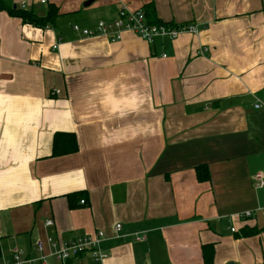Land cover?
I'll return each instance as SVG.
<instances>
[{"label":"crops","instance_id":"1","mask_svg":"<svg viewBox=\"0 0 264 264\" xmlns=\"http://www.w3.org/2000/svg\"><path fill=\"white\" fill-rule=\"evenodd\" d=\"M3 2L42 25L0 8V264L15 248L48 255L51 241L95 230L108 238L102 264H203L207 243L213 264H264V186L253 177L264 176V0ZM49 3L54 26L42 19ZM150 3L198 33L147 42L72 29ZM56 132L73 133L77 150L52 155ZM115 223L129 235L110 238ZM244 227L260 230L238 235ZM68 262L95 264L90 252Z\"/></svg>","mask_w":264,"mask_h":264},{"label":"built area","instance_id":"2","mask_svg":"<svg viewBox=\"0 0 264 264\" xmlns=\"http://www.w3.org/2000/svg\"><path fill=\"white\" fill-rule=\"evenodd\" d=\"M40 2L45 3L46 0H40ZM72 29L82 36L102 34L109 36L111 40H118L120 39L121 33L123 31H129L147 42H152L157 38H166L172 40L183 33H198V28L194 24L183 23L175 26H168L165 24L149 23L143 10H129L124 7L119 9L116 18H114L112 21L98 20L94 28L81 27L77 24H74ZM162 56H165V54H162ZM260 106L261 103L254 104L255 108ZM253 177L256 186H264V176L261 173L257 172ZM80 202L83 203L84 200L81 199ZM252 213L253 212L247 210L236 213L235 216L239 219H243L251 216ZM230 217H233V215ZM45 224L47 226H51L54 224V221L52 219H47ZM121 229V224L115 223L113 225L112 235L110 238L121 239L129 235L121 232ZM230 230L234 231V227L231 226ZM132 234H134L136 236L135 238L138 240H143L145 238L144 235H139L138 232H134ZM107 239V236L102 230H95L92 234L78 236L71 241L64 242L60 246H56V244L54 242L52 243L50 240L53 246L52 252L48 255L39 253V255L35 257L26 256L23 251L15 248L13 249V258L10 264H48V256H52L62 262V264H65V261L70 257L77 256L84 252H90L92 261L95 264H102V261L106 256L104 253V242ZM36 248L39 252L42 251L43 245L41 241H37Z\"/></svg>","mask_w":264,"mask_h":264},{"label":"trees","instance_id":"3","mask_svg":"<svg viewBox=\"0 0 264 264\" xmlns=\"http://www.w3.org/2000/svg\"><path fill=\"white\" fill-rule=\"evenodd\" d=\"M4 0H0V8L7 10L10 14H13L15 16H18L21 21L32 24V25H42L40 24V18L38 15H36L32 10L24 9V8H19V7H14L13 5H6ZM143 10L145 12L146 18L149 23H154V24H165L168 26H175L178 25L176 23L172 22H163L159 20L156 17L155 11L153 9V5L146 4L143 6ZM59 16L58 9L55 5L49 3L47 4V8L45 11L44 16L42 19L46 21V23L49 26H54L56 22V18ZM183 24V23H180ZM78 144L76 137L73 133L70 132H56L53 135V143H52V155H63V154H68V153H73L77 150ZM199 168V167H198ZM203 167L202 171H198V179L202 180L204 178V175L207 177V171ZM204 174V175H203ZM82 192H71L67 194V199L71 207H73V202L78 199L81 196ZM260 229L256 227H249V228H242L240 233L238 235H242L244 237L251 236L255 233H257ZM236 229L234 228L235 232ZM201 250H202V257H203V264H213L214 260V247L212 243H207V244H202L201 245ZM82 254V253H81ZM79 254V255H81ZM68 262V259H67ZM69 264V262L67 263Z\"/></svg>","mask_w":264,"mask_h":264},{"label":"rangeland","instance_id":"4","mask_svg":"<svg viewBox=\"0 0 264 264\" xmlns=\"http://www.w3.org/2000/svg\"><path fill=\"white\" fill-rule=\"evenodd\" d=\"M74 19H76V17H73L72 19H71V17H69V16H66L64 19H59V22L60 21H62V20H64L65 22H66V25H68L72 20H74ZM60 26V24L58 23V25H57V27H59ZM252 218V217H251ZM250 218V219H251ZM239 219V218H238ZM250 219H248L247 218V220H250ZM104 251H105V249H104ZM52 260V259H51ZM54 260V259H53Z\"/></svg>","mask_w":264,"mask_h":264},{"label":"water","instance_id":"5","mask_svg":"<svg viewBox=\"0 0 264 264\" xmlns=\"http://www.w3.org/2000/svg\"><path fill=\"white\" fill-rule=\"evenodd\" d=\"M90 1H91V0H87V3H89ZM83 5H85V4H83ZM227 264H232V263L229 262V263H227Z\"/></svg>","mask_w":264,"mask_h":264}]
</instances>
